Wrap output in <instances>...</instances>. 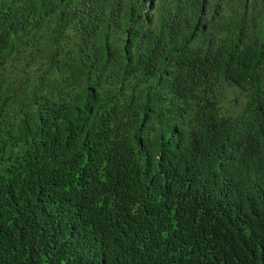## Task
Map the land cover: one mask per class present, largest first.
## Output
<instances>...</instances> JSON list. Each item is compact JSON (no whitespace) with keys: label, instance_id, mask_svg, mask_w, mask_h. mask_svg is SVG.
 <instances>
[{"label":"trees","instance_id":"16d2710c","mask_svg":"<svg viewBox=\"0 0 264 264\" xmlns=\"http://www.w3.org/2000/svg\"><path fill=\"white\" fill-rule=\"evenodd\" d=\"M0 264H264V0H0Z\"/></svg>","mask_w":264,"mask_h":264}]
</instances>
